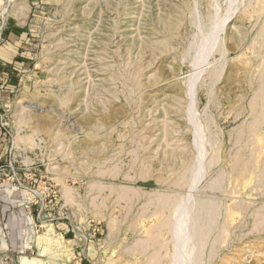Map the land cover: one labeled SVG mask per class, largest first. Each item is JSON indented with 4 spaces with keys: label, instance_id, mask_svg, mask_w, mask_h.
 Listing matches in <instances>:
<instances>
[{
    "label": "rangeland",
    "instance_id": "1",
    "mask_svg": "<svg viewBox=\"0 0 264 264\" xmlns=\"http://www.w3.org/2000/svg\"><path fill=\"white\" fill-rule=\"evenodd\" d=\"M4 4L0 264H264V0Z\"/></svg>",
    "mask_w": 264,
    "mask_h": 264
},
{
    "label": "crops",
    "instance_id": "2",
    "mask_svg": "<svg viewBox=\"0 0 264 264\" xmlns=\"http://www.w3.org/2000/svg\"><path fill=\"white\" fill-rule=\"evenodd\" d=\"M4 3L5 0H0V76H7L9 67L17 69L21 63L14 59L26 52L23 33L10 25V15L7 14ZM7 81L3 80V85L0 84V87H4ZM0 140H3L1 133Z\"/></svg>",
    "mask_w": 264,
    "mask_h": 264
},
{
    "label": "bare ground",
    "instance_id": "3",
    "mask_svg": "<svg viewBox=\"0 0 264 264\" xmlns=\"http://www.w3.org/2000/svg\"><path fill=\"white\" fill-rule=\"evenodd\" d=\"M184 221H185V220H182V222L180 223V227H179V228H180V235L183 234V235H181V236L184 237V239H183V237H182L183 242H184V240H185V238H186V236H185V235H186V233H185L186 230H185V229H187V228L185 227L186 224L184 223ZM185 222H186V221H185ZM179 228H178V230L176 229V230L178 231V233H179ZM176 230H175V231H176ZM186 240H187V238H186ZM186 240H185V241H186ZM184 244H185V243H184ZM186 244H187V243H186ZM181 249H182V247H181ZM180 252H181V251H180ZM183 260H184V258L182 259V261H183ZM182 261H181V262H182ZM184 261H185V260H184ZM184 261H183V262H184ZM185 262H187V261H185ZM23 264H25V261H23Z\"/></svg>",
    "mask_w": 264,
    "mask_h": 264
},
{
    "label": "built area",
    "instance_id": "4",
    "mask_svg": "<svg viewBox=\"0 0 264 264\" xmlns=\"http://www.w3.org/2000/svg\"><path fill=\"white\" fill-rule=\"evenodd\" d=\"M0 159H1V155H0ZM5 166H9L10 168L13 167L12 163L10 161L6 162L5 163Z\"/></svg>",
    "mask_w": 264,
    "mask_h": 264
}]
</instances>
